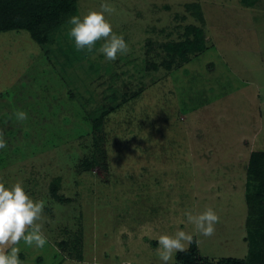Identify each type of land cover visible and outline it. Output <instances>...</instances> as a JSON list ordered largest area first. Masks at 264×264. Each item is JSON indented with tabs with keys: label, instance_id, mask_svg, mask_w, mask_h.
<instances>
[{
	"label": "rangeland",
	"instance_id": "rangeland-1",
	"mask_svg": "<svg viewBox=\"0 0 264 264\" xmlns=\"http://www.w3.org/2000/svg\"><path fill=\"white\" fill-rule=\"evenodd\" d=\"M103 3L129 46L115 61L98 51L103 40L77 51L69 20L45 45L26 30L0 32V182L22 180L45 203L47 242L21 241L20 260L162 264L158 238L177 230L202 258H246V167L264 152V0H78L73 16ZM187 3L200 7L207 50L169 74L148 70L160 61L148 40L175 41L196 23ZM109 101L119 106L93 129ZM209 207L220 220L203 236L184 213Z\"/></svg>",
	"mask_w": 264,
	"mask_h": 264
},
{
	"label": "trees",
	"instance_id": "trees-1",
	"mask_svg": "<svg viewBox=\"0 0 264 264\" xmlns=\"http://www.w3.org/2000/svg\"><path fill=\"white\" fill-rule=\"evenodd\" d=\"M77 1L0 0V32L26 30L37 44L45 45L55 33L62 30L67 20L75 14ZM257 1L240 0L245 7H252ZM184 8L196 23L184 26L175 41L153 42L148 40L146 52H152L160 60L159 63L153 60L146 61L145 67L148 70L156 71L161 68L169 74L207 50L204 35L205 24L199 5L187 3ZM127 98L129 99V97ZM105 106L107 107L105 108ZM114 106L117 107L119 104ZM114 106L110 101L107 105L101 106L103 111L94 117L93 129H97L101 125L104 115L114 111ZM94 158L98 159L97 163L103 161L102 155ZM93 163H95L94 160ZM50 193L58 203L69 201L57 194L56 187H53ZM245 201L247 217L245 218L246 236L244 241L249 250L246 258H202L193 240L186 252H178L175 255L176 264H264V152L250 153L246 167Z\"/></svg>",
	"mask_w": 264,
	"mask_h": 264
},
{
	"label": "clouds",
	"instance_id": "clouds-1",
	"mask_svg": "<svg viewBox=\"0 0 264 264\" xmlns=\"http://www.w3.org/2000/svg\"><path fill=\"white\" fill-rule=\"evenodd\" d=\"M112 5L103 3L99 10H89L83 17L72 16L68 23L72 25L68 35L74 42L77 51L87 50L91 53L98 41H104L98 49L108 61H115L118 54H127L129 46L123 35L113 32L112 25L105 13H113ZM18 120H27V113L18 110L15 113ZM7 147L4 131L0 129V149ZM43 200L34 201L24 189L23 181H17L11 187L0 182V264H23L19 258L23 241L26 245L42 248L47 242L44 235ZM188 223H191L203 236L215 234V226L219 223V215L209 207L198 215L191 211L184 213ZM192 234L177 230L174 234H161L158 238L157 254L162 264H175V254L186 252L192 243ZM69 264H79L69 261Z\"/></svg>",
	"mask_w": 264,
	"mask_h": 264
}]
</instances>
